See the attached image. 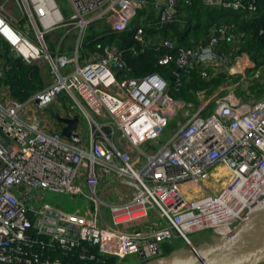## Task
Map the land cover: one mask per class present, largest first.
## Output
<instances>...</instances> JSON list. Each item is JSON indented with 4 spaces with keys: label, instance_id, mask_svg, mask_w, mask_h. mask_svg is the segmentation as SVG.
<instances>
[{
    "label": "built area",
    "instance_id": "2783aa9c",
    "mask_svg": "<svg viewBox=\"0 0 264 264\" xmlns=\"http://www.w3.org/2000/svg\"><path fill=\"white\" fill-rule=\"evenodd\" d=\"M68 1L71 14L65 17L56 0H0V43L27 63L44 60L53 76L24 102L1 85L0 264H62L43 259L40 250L53 246L79 247L80 260L98 264L129 255L143 263L163 256L162 243L176 244V239L195 249L188 237L192 232L231 233L264 200V96L228 92L215 99L212 110L205 111L202 103L191 112V102L170 99L168 82L157 72L119 79L117 72L126 68L122 50L110 43L99 52L80 53L84 30L103 22L112 32H123L148 1ZM158 1L155 24L161 27L175 19L182 0ZM204 2L255 9V0ZM57 26L74 29L73 52L57 47L51 54L45 46V33ZM233 29V23L213 25L207 43L190 40L189 47L169 38H145L141 28L135 39L169 50L158 63L175 64L178 85L180 73H188L196 61L203 78L217 72L210 67L228 68V54L217 49L238 39ZM2 51L0 78L8 69ZM62 93L88 119L86 137L79 120L73 130L78 142L63 136L64 125L44 114L56 103L60 117L77 115L58 101ZM179 110L187 118L181 126L175 118ZM172 122L176 126L168 139L159 143ZM218 166L224 170L213 177ZM48 193L67 198L53 205L46 201ZM29 229L47 240L33 239Z\"/></svg>",
    "mask_w": 264,
    "mask_h": 264
},
{
    "label": "trees",
    "instance_id": "16d2710c",
    "mask_svg": "<svg viewBox=\"0 0 264 264\" xmlns=\"http://www.w3.org/2000/svg\"><path fill=\"white\" fill-rule=\"evenodd\" d=\"M157 11L154 0L148 1L146 7L137 10L129 28L123 32H112L110 29L106 30L101 24L92 23L95 26H89L91 35L86 39L85 47L91 51L99 52L104 44L113 43L122 50V57L126 63V68L117 72V78H139L157 72L168 82L170 99L191 102L196 105L199 104L201 95H204L205 92L210 95L225 83V71H218L210 78H203L200 69L193 66L188 73L183 71L180 73L181 81L177 85L176 79L173 77L176 72L175 64L173 62L166 65L158 63L159 58L169 50L164 47L155 49L151 45H143L137 41L135 33L138 28L142 29L145 38H169L175 40L180 46L189 47L192 45L190 40L198 42L206 38L213 25L233 23V31L238 38L235 46L229 45V42H223L217 51L228 54V57L230 55L228 52H232L229 57L230 63L235 56L247 55L252 66L246 68V75H254L255 71L264 65V0H255V9L253 10H233L206 4L204 0H182L177 4L175 19L161 27L155 24ZM134 20L137 24L132 26ZM93 27H97L98 31ZM0 48L3 49L2 55L8 64V69L0 78V85L7 88L8 95L12 99L24 102L45 87L47 73L42 72L41 66L37 62H25L22 57L16 56L3 43H0ZM247 92L254 98L263 97L264 75L259 81L255 78L247 81L246 87L243 89L239 87L236 94L245 96ZM211 104L213 108L214 102ZM29 232L33 239L47 240L45 236L35 235L31 229ZM175 247L177 246L174 243H162L163 255L168 254L171 248ZM88 248L90 251H95L93 246H88ZM40 252L44 260L58 259L62 264H98L95 260H80L78 258L79 247L70 250H62L56 246L44 247ZM115 262V259L110 258L104 264H114Z\"/></svg>",
    "mask_w": 264,
    "mask_h": 264
},
{
    "label": "water",
    "instance_id": "95a60500",
    "mask_svg": "<svg viewBox=\"0 0 264 264\" xmlns=\"http://www.w3.org/2000/svg\"><path fill=\"white\" fill-rule=\"evenodd\" d=\"M150 1V0H145ZM160 5L165 0L158 1ZM204 43H207L206 37ZM195 67L199 61L193 63ZM55 118L64 126L61 134L78 142L79 137L73 133L77 127L78 116L62 118L57 113ZM176 125L169 124L173 129ZM211 242L189 247L175 248L171 253L147 260L141 264H262L264 263V200L253 208L247 216L239 221L227 235L212 234Z\"/></svg>",
    "mask_w": 264,
    "mask_h": 264
},
{
    "label": "rangeland",
    "instance_id": "374dc122",
    "mask_svg": "<svg viewBox=\"0 0 264 264\" xmlns=\"http://www.w3.org/2000/svg\"><path fill=\"white\" fill-rule=\"evenodd\" d=\"M56 2L59 5L62 14L65 17H68L71 14V7H70L69 1L68 0H56ZM11 9H13V13H12L13 15L21 16V13L18 12L16 9H14L12 7H11ZM135 20H134L132 26H135V24H136ZM21 24H24L25 26L29 27V29H30V37L32 38V40L36 41V38H35V36L33 34V28H32V25H30V22L28 20L26 21V20L23 19ZM90 25H94L95 26V24H90ZM89 26L86 27L85 30H84V36H83V38L81 40V46L82 47L80 49V53H82V52L89 53L91 51L89 48L85 47V43H86L85 41H86V39L89 38L88 36L91 35V30H89ZM95 28L98 31L97 27H93L94 30H95ZM105 28H106V30L109 29L107 26H105ZM101 30H103V29H101ZM76 41H77V34L74 32V29L72 30L69 26H57V27L53 28L52 30L46 32L45 35H44V44L47 47V49L50 51L51 54L53 52H55L57 47H59V49H61L62 51L65 50L64 52H67L69 50H71V52H73L74 49H75V42ZM38 64L41 66L42 72L47 73L46 74V82H47V84L50 83L52 81V79H53V76H51L49 66L47 65V63L44 60L39 61ZM242 65L243 64H241V66ZM262 66H264V65H262ZM243 72L245 73L244 74L245 78L248 79L247 81H251V79L254 78L253 77L254 75H252V74L251 75H246L245 70ZM262 73H264V68L260 69L259 76ZM234 75H236V76H234V78H236V79L232 80L231 83H229L227 81L229 79H231L232 76L227 77L226 80H225V84H226L225 86H228V88L226 89V93L228 91L236 93V91L238 90L239 86L241 85L240 83L241 82L244 83V81L241 78V76H239V73L235 72ZM223 94H224L223 92H218L217 95H212V94L209 95V94H207L205 92L204 101H203V103L205 104V111H210L211 108H212V104L211 103L214 102L216 98L220 97ZM59 98L60 99H58V101L64 103L66 108H70L69 107L70 105L72 106V110L78 115L79 125L82 127V130H83L81 135L83 137H86V134L88 132V119H87V116L82 113V111L80 110V108L78 107L76 102L73 99H71L72 101H69L64 93H62L59 96ZM51 105H53L55 108H57L56 103H53ZM197 106L198 105L192 103V106H191L192 108L190 109L191 112H193L196 109ZM46 111L50 112V111H48V108L46 109ZM182 112H181V110H179L177 112V114H175L176 121L179 122L180 126L182 124H184V122L187 119L186 117H184L181 114ZM173 121H175V120H173ZM170 132H171V130L169 128L166 129L164 131V133L162 134L161 138L158 140V142L159 143L165 142L168 139V137L170 135ZM143 148H145V146H143ZM45 198H46L47 202H50L53 205H55V204L59 205L56 202L58 200H64L65 198H67V196L63 195V194H57V193H48V194H46ZM107 200L109 202H111V201H114V198H109ZM211 236H212L211 231L207 230V229L200 230V231H195V232H192V233L188 234L189 239L195 245L201 244L203 242H211L210 241ZM175 243H176L177 248L178 247H186L185 244H183V242L178 240V239L175 240ZM175 248H171L169 253H171L173 250H175ZM140 263L141 262H140V259H139L138 256L129 255V256L125 257L124 259H122V260H117L114 264H140Z\"/></svg>",
    "mask_w": 264,
    "mask_h": 264
},
{
    "label": "crops",
    "instance_id": "0c3cea01",
    "mask_svg": "<svg viewBox=\"0 0 264 264\" xmlns=\"http://www.w3.org/2000/svg\"><path fill=\"white\" fill-rule=\"evenodd\" d=\"M147 6V4L144 6V7H146ZM143 8V7H142ZM96 23H98V24H101V25H103V27L105 28V24L104 23H102V22H96ZM136 24H137V22H135ZM135 24V25H136ZM108 27V26H107ZM109 28V27H108ZM106 29V28H105ZM110 29V28H109ZM111 30V29H110ZM207 37V36H206ZM205 39V38H204ZM203 39V40H204ZM235 42L236 41H234L233 43H228L229 45H234L235 46ZM102 48V47H101ZM0 50H1V48H0ZM67 51V50H66ZM70 51V50H69ZM90 52H93V51H90ZM230 55H229V57L231 56V53L232 52H228ZM233 60V59H232ZM231 60V63H230V65L228 66V68L227 69H223V68H216V69H214V67H210V71H212L213 70V72H218V71H225V74H226V78L227 77H229V76H232L231 77V79H229L227 82H229V83H231V81L232 80H235V78H234V76H236V75H234L235 74V72H237V73H239V76H241V78L243 77V75L245 74L243 71L244 70H246V68H249V67H251L252 66V64L250 63V60H249V58H248V56L247 55H244V54H241V55H239V56H235L234 57V60L232 61ZM237 64H239V67L236 69L235 68V66L237 65ZM241 64H243L242 66H241ZM213 68V69H212ZM261 68H264V66H260L256 71H255V73H254V78L257 80V81H259L260 80V78H261V75L263 76L264 75V73H262L260 76H259V74H260V69ZM243 70V71H242ZM216 72V73H217ZM215 73V74H216ZM214 74V75H215ZM213 75V76H214ZM241 85L239 86V87H241L242 89L243 88H245L246 87V85H247V82H245L244 81V83L243 82H241L240 83ZM226 84L224 83L223 85H221L214 93H212V95H217L218 94V92H223L224 94H226V89L228 88V86H225ZM233 90V89H232ZM229 92V91H228ZM227 92V93H228ZM0 93H2V86L0 85ZM235 93V92H234ZM223 94V95H224ZM236 94V93H235ZM211 95V96H212ZM223 95H221V96H223ZM237 95V94H236ZM210 96V97H211ZM264 96V95H263ZM260 98V97H259ZM203 101H204V95H201V97H200V101H199V103L201 104V103H203ZM56 105H58V104H56ZM48 111H50V112H44V114L46 115V117L47 118H49L50 120H53V118L55 117L54 116V114H60L61 113V115H63L64 116V114L61 112V111H59L57 108H55L53 105H50L49 107H48ZM60 112V113H59ZM39 114H43L41 111L40 112H38ZM56 119V118H55ZM173 123V122H172ZM57 204H59L60 205V203H58V202H56ZM56 205V204H55Z\"/></svg>",
    "mask_w": 264,
    "mask_h": 264
},
{
    "label": "bare ground",
    "instance_id": "6f19581e",
    "mask_svg": "<svg viewBox=\"0 0 264 264\" xmlns=\"http://www.w3.org/2000/svg\"><path fill=\"white\" fill-rule=\"evenodd\" d=\"M16 45L19 47V49H20L22 52L27 53V47H26L23 43L18 42ZM238 67H239V64H237V65L235 66L236 69H237ZM223 170H224L223 167L218 166L217 168H215V169L211 172V174H212L213 177H215V176H217L220 172H222Z\"/></svg>",
    "mask_w": 264,
    "mask_h": 264
}]
</instances>
